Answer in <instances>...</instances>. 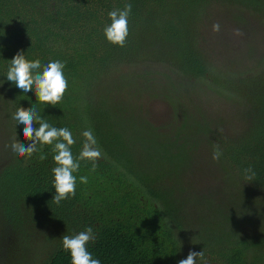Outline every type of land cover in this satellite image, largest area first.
<instances>
[{
    "label": "trees",
    "instance_id": "trees-1",
    "mask_svg": "<svg viewBox=\"0 0 264 264\" xmlns=\"http://www.w3.org/2000/svg\"><path fill=\"white\" fill-rule=\"evenodd\" d=\"M126 4L132 5L129 35L119 47L107 41L104 28L111 24L108 13ZM218 5L238 20L243 10L264 25V0H0V264H71L62 237L87 227L96 234L88 250L101 264H177L190 250H203L208 264H264V217L255 222L256 212L245 207L255 199L241 194L229 207L226 196L189 185L199 201L193 215L171 184V174L190 165L204 136L213 153L221 152L223 183L252 198L264 194V51L258 61L252 49L254 62L244 68L217 71L201 26ZM21 51L42 68L64 63L68 89L56 106L6 79ZM200 91L243 114L232 134L223 130L230 112L220 111L224 120L207 119L204 103L191 100ZM143 95L167 101L180 125L161 132L149 123L154 134L148 132L134 107ZM19 107L68 128L74 156L87 129L103 153L95 170L90 161L80 162L75 195L59 204L52 200L53 146L37 145L31 158L11 148L17 139L27 143L23 126L12 119Z\"/></svg>",
    "mask_w": 264,
    "mask_h": 264
},
{
    "label": "clouds",
    "instance_id": "clouds-1",
    "mask_svg": "<svg viewBox=\"0 0 264 264\" xmlns=\"http://www.w3.org/2000/svg\"><path fill=\"white\" fill-rule=\"evenodd\" d=\"M132 5L126 4L121 9H115L108 13L111 24L104 28V36L111 44L124 47L129 35L128 17L131 13ZM220 30L219 24L213 25V31ZM236 35H240L239 30ZM65 65L59 60L50 61L47 65L41 66L40 61L27 60L24 52H18L12 59L8 69L6 79L15 84L22 93L34 92L36 99L40 103L56 106L61 102L68 89V80L63 69ZM42 68V70H41ZM12 119L22 125L23 141L16 140L11 148L19 157L31 158L38 151L37 145H52L53 161L55 167L52 168L54 176L53 187L55 194L53 201L59 204L75 195L77 177L74 173L79 171L81 161H90L93 169L97 167V162L103 157V153L98 146L92 129L84 130L81 135L84 138L79 156L72 153V146L76 143L72 132L66 128H57L50 125L43 117L36 113L34 108L25 109L19 107L13 114ZM38 125V126H37ZM221 152L218 147L214 150L213 160H218ZM43 159V157H42ZM251 172V169H248ZM254 173L246 177L252 181ZM80 183H87L86 176L79 177ZM96 234L92 227H87L73 236L63 235V249L70 253L71 264H101L98 258H93L88 250V244L94 243ZM197 258L201 264H208L203 250L189 251L184 259H180L177 264H197Z\"/></svg>",
    "mask_w": 264,
    "mask_h": 264
},
{
    "label": "rangeland",
    "instance_id": "rangeland-1",
    "mask_svg": "<svg viewBox=\"0 0 264 264\" xmlns=\"http://www.w3.org/2000/svg\"><path fill=\"white\" fill-rule=\"evenodd\" d=\"M211 11V15L204 21L201 26L202 30V43L209 54V59L212 61L214 68L222 74H226L228 69L231 68H244L246 63L249 64L253 61L250 56L254 55L253 50L256 52V58L260 61L262 56L261 51H264V25L259 23L256 19L250 16V13L242 10V19L238 20L234 16V13L230 8L223 7ZM218 5L217 7H221ZM229 7V6H228ZM250 22L249 27L245 25ZM219 24L220 30L218 32L213 31V25ZM245 28L248 30L246 33ZM239 30L240 35H236V31ZM253 49V50H252ZM256 61V62H258ZM254 62V61H253ZM234 70V69H233ZM233 70L229 75L233 76ZM141 75L137 78V89L143 88L144 73L139 70ZM132 72V71H127ZM191 100L197 99L204 103V115L206 118L215 120L216 118L224 120L220 111L230 112V115L226 117L224 124L225 133H233L234 126L240 124L242 113L239 109L233 111L226 110V104L223 99L217 100L215 97L209 96L204 91L198 92V94H190ZM142 100H136L134 107L139 109L138 113L142 118H146L147 123H143L144 128L154 134V128L158 127L161 132L174 131L179 125V118L173 113V109L167 101L159 98H153L147 95L141 96ZM141 104V108L138 106ZM220 104V105H219ZM221 106V107H220ZM179 114V111H175ZM240 113V114H239ZM224 116V112H223ZM152 125H150V124ZM226 125V126H225ZM231 133V134H232ZM153 137V136H152ZM154 139V137H153ZM199 150L192 151V158L190 165L177 167V172L174 171L172 175L173 191H177L178 196L185 202L184 207L193 215L196 213V206L199 204L198 199L195 197V193L191 191L188 186L190 185L196 188L198 193L205 195H212L219 199L226 196V201L229 207L236 204V197L242 194L245 201L255 199L253 202H247L245 205L246 210L250 213H255L256 217L262 213L264 217V194L262 196H256L255 198L245 196V191H241L237 187L229 186L226 180L223 183L224 174L220 171V161L213 160V152L211 151V143H208L206 137L201 136L199 138ZM225 192H224V190ZM172 191V187H170ZM184 191L183 194L181 193ZM249 203V204H248ZM196 204V206H195ZM225 206H222V208ZM201 208V206H199ZM223 208L224 209H227ZM250 213V214H251ZM240 221L239 223H241ZM261 252H264V245L261 248Z\"/></svg>",
    "mask_w": 264,
    "mask_h": 264
}]
</instances>
